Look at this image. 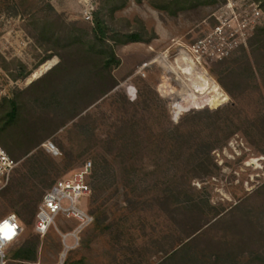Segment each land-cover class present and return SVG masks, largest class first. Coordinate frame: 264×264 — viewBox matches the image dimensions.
Segmentation results:
<instances>
[{"label":"rangeland","instance_id":"rangeland-1","mask_svg":"<svg viewBox=\"0 0 264 264\" xmlns=\"http://www.w3.org/2000/svg\"><path fill=\"white\" fill-rule=\"evenodd\" d=\"M171 1L0 0V144L18 162L0 220L24 227L7 255L37 236L46 191L91 162L109 178L107 220L84 230L70 264H264V24L227 58L193 65L184 55L213 15L249 0ZM75 226L56 219L37 261L56 262L59 231Z\"/></svg>","mask_w":264,"mask_h":264},{"label":"built area","instance_id":"built-area-1","mask_svg":"<svg viewBox=\"0 0 264 264\" xmlns=\"http://www.w3.org/2000/svg\"><path fill=\"white\" fill-rule=\"evenodd\" d=\"M243 6L244 9L239 11L238 4L230 1L225 11L222 9L214 14L216 25L212 32L188 49L184 58L201 66L207 59L221 61L245 45L264 24V12L250 0ZM87 14V20L91 19L90 12ZM46 148L57 155V149L51 143ZM17 166L18 162L0 144V191L9 184ZM91 174L92 164L88 162L72 177L57 181L46 191L36 213V235L44 238L56 228L58 218L75 222L76 226L66 232L59 231L62 248L56 262L23 264H66L69 254L80 247L82 233L94 223V217L84 208V201L92 192ZM23 231V224L15 214L0 220V264H7L6 251L20 240Z\"/></svg>","mask_w":264,"mask_h":264},{"label":"trees","instance_id":"trees-1","mask_svg":"<svg viewBox=\"0 0 264 264\" xmlns=\"http://www.w3.org/2000/svg\"><path fill=\"white\" fill-rule=\"evenodd\" d=\"M180 4V0H172L169 2L171 6H178ZM262 8L264 9V0L262 3ZM107 32V26L105 24V20L101 17L99 13L95 14L94 19V33L96 39L101 42V44L105 42ZM259 34H264V28L259 31ZM141 37L139 34H131L126 37V42H139ZM114 61V55L111 54L109 58L106 60V64L110 65ZM26 77V74L23 75V78ZM17 105L15 102L11 103V111L8 113L9 120L14 121L17 115ZM209 112H199L195 114V116L206 115ZM91 179H94L95 185L92 188L91 195L93 196V204H97V207L92 210V215L94 217V225L97 229H101L104 226L105 221L107 220L106 211L103 209L106 204V200H104V194L106 192V187L109 182V178L104 169L100 166L92 169ZM19 218V217H18ZM21 221V220H20ZM40 245V237L33 236L31 239L26 240L21 245L11 249L8 252L7 260L17 262L20 264L23 263H34L38 260V248ZM66 264H70L67 260Z\"/></svg>","mask_w":264,"mask_h":264},{"label":"bare ground","instance_id":"bare-ground-1","mask_svg":"<svg viewBox=\"0 0 264 264\" xmlns=\"http://www.w3.org/2000/svg\"><path fill=\"white\" fill-rule=\"evenodd\" d=\"M50 65H52V63L50 62L49 64H47L46 66H45V68L44 69H47ZM191 67V66H190ZM39 75V74H38ZM36 75H34V77H35ZM204 79L205 78H203V80H202V82L204 81ZM205 83V82H204ZM215 83V82H214ZM217 85V84H216ZM216 85H214L213 83H211V85H210V89H213V90H216L217 89V86ZM217 91V90H216Z\"/></svg>","mask_w":264,"mask_h":264}]
</instances>
